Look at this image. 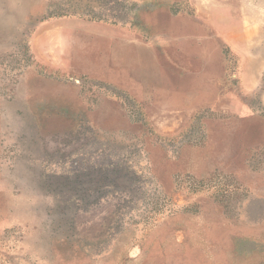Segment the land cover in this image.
<instances>
[{"label": "rangeland", "instance_id": "374dc122", "mask_svg": "<svg viewBox=\"0 0 264 264\" xmlns=\"http://www.w3.org/2000/svg\"><path fill=\"white\" fill-rule=\"evenodd\" d=\"M155 1L0 0V264H264V0Z\"/></svg>", "mask_w": 264, "mask_h": 264}, {"label": "crops", "instance_id": "0c3cea01", "mask_svg": "<svg viewBox=\"0 0 264 264\" xmlns=\"http://www.w3.org/2000/svg\"><path fill=\"white\" fill-rule=\"evenodd\" d=\"M149 3L151 4H155L156 1L155 0H148ZM157 4H159V2H157ZM162 4V6H160V8H165V4ZM167 8H169V5L167 6ZM178 25H179V31L180 34L178 35L179 37V42H180V46H179V52H183L182 56L185 58L187 56H189L190 54H194V50H196L197 47V37L196 35H192L190 34L191 32L189 31L188 27H189V23L183 19H180L178 21ZM189 52H192L188 55ZM260 69L258 70H247L245 69L243 72V84L244 86H246L247 89H254L256 88V86L260 83ZM217 82V83H216ZM215 82V86L213 87V89H206L204 87V85H201L200 89L203 91H208L206 93H208V95H210V98L212 97V95L215 93V91L221 86V82L220 80H216ZM189 90L185 91L188 92ZM205 94L204 92L200 93V95ZM204 99L209 100L208 96H206Z\"/></svg>", "mask_w": 264, "mask_h": 264}]
</instances>
